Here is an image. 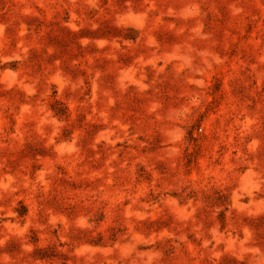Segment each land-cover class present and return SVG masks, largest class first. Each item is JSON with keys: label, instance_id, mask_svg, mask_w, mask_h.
Returning a JSON list of instances; mask_svg holds the SVG:
<instances>
[{"label": "rangeland", "instance_id": "rangeland-1", "mask_svg": "<svg viewBox=\"0 0 264 264\" xmlns=\"http://www.w3.org/2000/svg\"><path fill=\"white\" fill-rule=\"evenodd\" d=\"M0 264H264V0H0Z\"/></svg>", "mask_w": 264, "mask_h": 264}]
</instances>
